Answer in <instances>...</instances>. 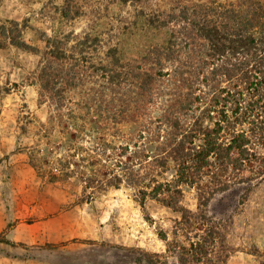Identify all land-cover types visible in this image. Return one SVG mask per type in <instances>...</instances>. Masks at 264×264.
Here are the masks:
<instances>
[{
    "label": "rangeland",
    "instance_id": "1",
    "mask_svg": "<svg viewBox=\"0 0 264 264\" xmlns=\"http://www.w3.org/2000/svg\"><path fill=\"white\" fill-rule=\"evenodd\" d=\"M69 1L71 11L65 15L64 0H0V25L17 22L23 40L38 50L0 45V264H182L180 256L190 254L211 230L215 233L206 253L185 264H264V145L254 146L257 159L245 163L243 171H229L215 184L205 177L202 183L209 185L211 198L209 189L202 199L195 187H182L180 206L194 215L185 227L177 225L179 213L149 199L147 222L137 189L124 182L107 186L111 164L126 158L108 146L112 127L102 121L93 125L99 103L106 109L105 101L120 94L108 89L100 94V84L89 80L90 67L106 65L105 54L113 47L122 62L138 59L145 39L130 26L135 10L154 13L213 0H148L135 10L118 0ZM85 35L100 41L89 45L96 49L80 63L87 74L71 94L80 108L58 112L38 95L36 72L47 40L57 38L70 50ZM84 97L97 102L80 103ZM133 126H118L117 142L138 140ZM149 126L153 130L156 124ZM93 175L95 181L89 182ZM173 175L171 170L164 176L169 180ZM60 238L65 241L56 243Z\"/></svg>",
    "mask_w": 264,
    "mask_h": 264
},
{
    "label": "trees",
    "instance_id": "2",
    "mask_svg": "<svg viewBox=\"0 0 264 264\" xmlns=\"http://www.w3.org/2000/svg\"><path fill=\"white\" fill-rule=\"evenodd\" d=\"M118 1L134 10L148 2ZM64 6L69 15L71 2L64 0ZM130 26L145 39L138 59L122 62L113 47L105 54L107 64L91 65L88 75L91 83L100 84V94L105 89L120 94L105 101L106 109L101 110L99 103L93 123L94 129L98 121L112 127L108 146L112 152L121 151L117 157L126 158L111 164L107 186L124 182L137 189L136 201L147 222L151 221L145 208L149 199L179 213L177 225L188 227L194 215L180 206L182 187H195L202 199L209 189L211 198L203 179L208 176L215 184L229 171H243L245 163L257 159L254 146L264 145V1H194L154 13L140 9L132 14ZM22 32L17 22L1 24L0 45L7 42L18 50L38 53L23 40ZM99 41L97 35H85L67 50L57 38L48 39L36 72L39 97L47 98L58 112L79 106L71 94L87 74L80 63L86 59L84 54L96 49L89 45ZM83 102L97 101L84 97ZM125 122L134 125L138 140L117 142L118 126ZM79 131L83 127L76 128V135ZM261 159L264 162V156ZM171 170L174 175L167 180L164 175ZM214 233L206 232L190 254L180 256L181 263L204 255Z\"/></svg>",
    "mask_w": 264,
    "mask_h": 264
},
{
    "label": "crops",
    "instance_id": "3",
    "mask_svg": "<svg viewBox=\"0 0 264 264\" xmlns=\"http://www.w3.org/2000/svg\"><path fill=\"white\" fill-rule=\"evenodd\" d=\"M43 225L48 228L50 226V221L49 222H47V221L44 222ZM51 225H52V222H51ZM7 232H8V230H7ZM6 237L8 238V235H6ZM62 241H65V240L60 238L59 240H57L55 242L58 243V242H62ZM4 248H5V251L8 252L9 245H4Z\"/></svg>",
    "mask_w": 264,
    "mask_h": 264
}]
</instances>
